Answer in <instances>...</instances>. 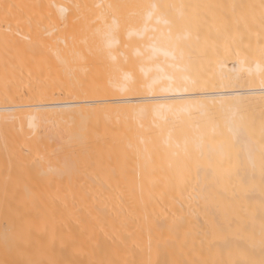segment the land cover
Wrapping results in <instances>:
<instances>
[{
  "label": "bare ground",
  "instance_id": "1",
  "mask_svg": "<svg viewBox=\"0 0 264 264\" xmlns=\"http://www.w3.org/2000/svg\"><path fill=\"white\" fill-rule=\"evenodd\" d=\"M20 1L0 0V264H264V0H219L212 62L186 0H141L124 23L105 8L90 40L55 49L75 102L35 106L53 93L19 78Z\"/></svg>",
  "mask_w": 264,
  "mask_h": 264
},
{
  "label": "rangeland",
  "instance_id": "2",
  "mask_svg": "<svg viewBox=\"0 0 264 264\" xmlns=\"http://www.w3.org/2000/svg\"><path fill=\"white\" fill-rule=\"evenodd\" d=\"M54 1H57L58 3L59 2L60 3L62 2L68 8L65 21H63V22L60 21V23H59L58 22V19H56L54 17L55 16V13L52 12L53 11L52 10L53 9L52 8V6H53L52 4H53ZM143 1L141 2V0H30V2H29V0H24V1L21 0L20 1V3H21L20 6H22V7L20 9V14L22 16L20 15V17H22V18L19 17V20H20V23L19 24H21V22H22V25H19V29L21 27V28H23V30L21 29L20 31H18L19 32V35H17V36H20L21 34H22V36L25 35L26 38H25V36H24V38L27 39V40H30L29 37H31L32 39L29 42L32 41L31 42L32 43V47L30 46L31 49H32V51H31L30 48H29L30 50H28V52H26V50H25L26 54H29V58L30 59L26 58L28 55H26L25 52H23L24 51V48L23 47H20L21 45L23 46V44L25 42L24 40H21V39H23L21 37V39H20L21 40V43L18 40V42L20 44H17V45H18V47H20V49L22 48L21 49L22 51H20L19 48H18L19 49L18 51H20L21 53L23 52L22 53L23 55L18 52L19 53V56L20 57L22 56L21 59L20 58H18V59H20V61L22 60L21 61L22 64L26 63L24 61H27L28 62V60H31V62L29 61V63H30L29 68L30 67H33L34 72H33V74H31V72H30L31 70H29V72L31 74L30 76H32V78H30L28 81H24L23 78H25L26 72L23 73V71H22L23 69H21V68H24V67H26V66L29 65V63L28 64L26 63L27 65H25V66L22 65L21 68H20L21 65L19 66V69H20L19 71L22 72L23 77H22V79H21V76L20 77L18 76V77L20 78V80H23L22 83L23 82H27L26 85H28V86L30 85L31 87H33V90L34 91L35 90H37V91L39 90L40 92H43L41 89H44V90L46 89L45 94H47L48 92H51L53 94H50L49 93V95H52V96H48L49 99L51 98L50 99L51 101H49L48 99H47V101H43V100H46V98H45L46 96L43 97L42 98L43 99L42 101L44 102L43 103V102H40L41 100L39 101L38 99H41V97H42V95L44 93L43 94L40 93L41 95H39V92H38L35 97L37 98V95H39L41 97L38 96L39 98H37V99L34 98L33 99V97L31 96V94H33L32 91H31L32 90L31 87L29 86L30 89H31L30 90L31 93L28 95L27 93H25V92H28L29 91V90L27 91L25 89L26 86L24 84L23 85L25 87L22 86V85L21 86L19 85L22 88V89H19V90H22V91H19L20 93L22 92L21 95L24 96L26 94L25 95V96H27V97H25L26 99L29 96H31L32 97V100H33L32 101L30 99V101H27L29 99H27V100L25 99L24 100L25 102H24L22 100L24 98L18 93L21 96V97L19 96L20 100H22V101L19 100L20 101L19 102V105H22L23 106L24 103L27 104L28 102H31V101L33 103L31 102V103H28V104H30V105L32 104L34 106L36 104H40V103L46 104L47 102H48V104L49 103L50 104H54V103H61V102L63 103V101L64 102H67V101L69 102L70 100H71L70 102L74 101V99H76V97L74 96L75 93L74 94H71V92L73 91V89H72L71 92L69 91V93H68L67 91H68V87L69 86L67 88H66V86L67 85H70L71 86V84H72V86L74 87V85H73L74 83L76 84V86L78 85L77 87H79L81 85V84L79 85V83H77L78 82L77 80H74V81H77V82L72 83V79L73 78H72V76L69 77V75H70L69 72H72V70H74L76 67H72V68L70 67V68H68L69 64H71V63H69L70 61L67 62L69 64L66 63L67 65H65L64 63H62L63 61L66 62V60H68L67 58H65L66 60L64 59V57H67L65 55L66 54L65 52L69 51V49L66 48L68 46L65 45L63 47V48H66L67 51L64 52L65 54H63V52H62V54H63V60H61V61L59 59L61 57V55H59V53L61 51H63L62 50L63 48L61 49V48H58V47L60 45H63V40H64V42H67L68 45L70 44L69 45L70 47L73 46L72 43H74V45H76V47H78L79 45L77 46V44L79 42L80 43H84L87 39H89V38H87L88 31L90 30L89 27L90 26L91 27H94V24L95 23L98 24V21L100 20V15H101L100 13H102L105 10V8H107L109 11H112V13L114 12L117 15L115 17H117L119 23H124L125 22V19L128 16L129 17H132V14L139 9V6L141 8L144 5H146V3L144 4ZM172 1H175V0H169V3H167V4L172 3V5H173L174 2H172ZM180 1H182V0H180ZM180 1L178 0V3H180ZM183 1H185V0H183ZM185 2H186L185 4L188 5V8H191V9H189L190 14H188L189 20L191 22H193L196 31L199 33V36H200L199 46L203 50V53L202 54L205 57L204 59H208L209 61L211 60V62H212L213 61V58L216 59V56H218L217 57L218 58L217 61H219V58H220V55L221 54L219 55L218 53L220 52L219 46H221V45H220V42H217L218 41V37H215V35H213L214 33L211 32V30H212L211 27H212V25L213 26L215 25L214 23L216 22L218 15L221 14L219 12L220 10L218 11V9H220L219 7H220V5H222V2L221 1L219 2V0H196V1L195 0H189V1L186 0ZM140 3H141V5H140ZM175 3H177V2L175 1ZM29 4H31V5L33 4V6H31ZM183 4H184V2H183ZM249 4L250 3H248V5ZM77 5L79 6L80 10H79V8H78ZM244 5H246V7H247V8L246 7L244 8V9H246V13H245V10L243 11V14H246V15H244V17H245L244 20H247V19L250 20V17L253 16V14L255 13V12H253V6H249L248 7L247 3H245ZM76 7L78 8V10H77ZM29 8L31 10H29ZM25 9H26V12L23 11ZM101 10H103V11H101ZM251 11L253 13H251ZM108 14H110V12ZM222 16H223V14H222ZM220 18H221V16L219 15V18L218 19H220ZM251 18H253V17H251ZM249 20H247V22H249ZM252 22H254V19L248 25L249 26H252V24H254ZM249 30H250V28H249ZM249 34H247V31H246L245 36L248 39L247 42H246V44H249L250 45V43H252L251 41H252L253 36H252V34H251V36ZM27 35H29L28 38H27ZM214 37L217 38L215 40L216 43H218L217 45L214 43ZM246 37H245V39H246ZM80 38L81 39L83 38L82 41L85 40V38H86V40L84 42H82V41H79V40H81ZM77 39H78V42H77ZM27 40H26V43H28ZM219 41H221V40L219 39ZM248 41H250V42L248 43ZM87 43H89V41ZM87 43H85V44H87ZM221 44H222V42H221ZM27 46L29 47V44L26 45V48H27ZM244 46H246V45H244ZM73 47H75V46H73ZM55 49H59L61 51L60 52L58 51V54H55ZM217 49H218V51H217ZM251 49H249V50H251ZM69 52L67 53L68 56L70 55ZM89 56L92 59L91 58L90 59L88 58V59H86L83 62V69L86 72V74L84 73L85 76L83 75V78H87L86 76H88L89 81L91 80L89 83H91V85H95V82H98L96 80H99L97 78L99 77V74L100 73H101V77H103V72L104 71L102 72V70H101V72H100V66H101V68L104 67V66H103V64L101 63V61L96 56L93 57V55H91V54ZM94 58H96L99 62L97 60H94ZM251 59L249 61H251ZM71 66H72V64H71ZM78 69H79V67L77 68V70ZM26 71H28V70H26ZM67 72L69 74H67ZM73 77H76V76H73ZM95 77H97V78H96L95 82H93L94 79H95ZM75 79H77V77ZM20 80H19V83H20ZM84 80H83V82H84ZM102 81H103V79H102ZM81 82H82V80H81ZM92 82H93V84H92ZM86 85H87V83H86ZM91 85L89 87V91H91L90 90V88H92ZM28 86H27V88L29 89ZM23 87H24V89L26 91L23 90ZM100 87H101V85H100ZM100 87L98 86L97 88L100 89ZM94 88H96V87H94ZM99 89H97V90L99 91ZM77 91L78 90H76V93H79ZM94 91H96V89H94L93 91H91L89 95H92L91 93L94 92ZM58 93L61 95V97L58 95ZM64 95L65 96L68 95L69 97H65ZM70 95H73L74 97L72 96V98H70ZM58 96H59V98H57ZM95 96H96V94H95ZM62 97H65V100L62 99ZM66 98H68V99H66ZM59 99H61V100H59ZM94 99L96 100L97 97L96 98H93L92 100H94ZM98 99H99V97H98ZM86 100L90 101L89 98L86 99ZM100 100H103V99H100ZM20 103H22V104H20ZM25 104H24V106H25ZM28 104L26 106H30ZM23 109H21V111H23L24 113L27 112L26 108L24 109L25 111ZM31 109H32V111H34V108H31ZM31 109H29V110H31ZM53 110L54 111L56 110L57 112H59V110H57V109H53ZM53 110L51 109L50 111L52 112ZM60 110L61 111H64V109H60ZM67 110L68 111H71L70 109H67ZM21 111H20V114H21ZM50 111L48 110V112H50ZM31 112H29V113H31ZM27 113H26V115H27ZM53 113H55V112H52L51 114L53 115ZM23 114H22V116H24ZM54 117H56V116H54ZM50 118L51 119L49 121H51V122L50 123L48 122L49 123V126H50V130H51V132L53 134H55L56 133V122H55V119L56 118L54 119V118H52V116H50ZM112 122H110L111 126L109 124L108 127H113V125H112L113 123ZM116 127H118V126H116ZM116 127H115V130H116ZM117 133H119V132L117 131ZM66 136H67V138H65V135H64V139H67L66 141H68V139H69L68 138L69 133L66 134ZM68 142H70V141H68ZM66 145H68V144L66 143ZM67 147L65 148V150L66 151L70 150V148H67ZM96 229H97V227H96ZM101 229L103 230L102 232H104L103 227ZM128 229L127 230H124L123 232L133 230L134 228L133 229L130 228L129 230ZM143 230L145 231V228L144 229L143 228H140V231H143ZM156 230L161 231L160 229H156ZM99 231H100V228H99ZM105 231H107V230H105Z\"/></svg>",
  "mask_w": 264,
  "mask_h": 264
}]
</instances>
